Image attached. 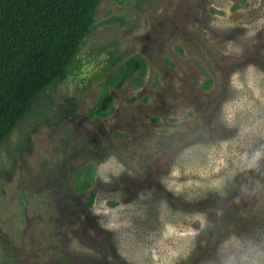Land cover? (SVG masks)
Here are the masks:
<instances>
[{
  "label": "rangeland",
  "instance_id": "1",
  "mask_svg": "<svg viewBox=\"0 0 264 264\" xmlns=\"http://www.w3.org/2000/svg\"><path fill=\"white\" fill-rule=\"evenodd\" d=\"M50 102L70 114L0 192V264H264V0H101L26 115Z\"/></svg>",
  "mask_w": 264,
  "mask_h": 264
},
{
  "label": "trees",
  "instance_id": "2",
  "mask_svg": "<svg viewBox=\"0 0 264 264\" xmlns=\"http://www.w3.org/2000/svg\"><path fill=\"white\" fill-rule=\"evenodd\" d=\"M100 1L0 0V148L40 94L70 68ZM141 64L128 58L106 84H120Z\"/></svg>",
  "mask_w": 264,
  "mask_h": 264
},
{
  "label": "flooded vegetation",
  "instance_id": "3",
  "mask_svg": "<svg viewBox=\"0 0 264 264\" xmlns=\"http://www.w3.org/2000/svg\"><path fill=\"white\" fill-rule=\"evenodd\" d=\"M71 107L66 104H58L53 106L50 102L49 110L45 113L35 112L31 115L24 116L23 120L16 126L20 130L18 142L12 141L10 138L4 143L0 149V154H3L7 160V163L0 162V192L5 195L7 190L5 184H11L16 176V167L18 165L19 156L22 155L26 150L31 152L33 133L37 132L41 124L49 121H55L62 117H68L70 114ZM74 119V118H73ZM4 153H3V151ZM15 183L21 187L24 186L22 174L15 178ZM21 240H24L23 238ZM0 241L4 249L9 251H17V246L12 241L6 231L0 225Z\"/></svg>",
  "mask_w": 264,
  "mask_h": 264
}]
</instances>
